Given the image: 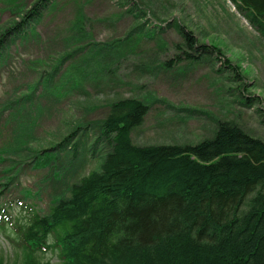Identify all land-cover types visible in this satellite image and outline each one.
Returning a JSON list of instances; mask_svg holds the SVG:
<instances>
[{
	"label": "rangeland",
	"instance_id": "rangeland-1",
	"mask_svg": "<svg viewBox=\"0 0 264 264\" xmlns=\"http://www.w3.org/2000/svg\"><path fill=\"white\" fill-rule=\"evenodd\" d=\"M35 2L0 0V27L20 20L19 8L13 12L11 4L27 11ZM49 3L33 24L37 37L26 42L14 39L0 67V182L6 172L15 174L4 200L18 223L26 224L33 213L47 214L57 196L68 195L67 186L98 169L108 148L104 143L92 146L98 136L96 123L106 118L109 105L117 100L136 99L148 107L141 126L131 132V141L138 146L193 145L212 138L218 121L235 124L264 142V39L229 0ZM77 12L83 16L81 33L79 26L74 28ZM180 27L208 50L197 63L182 60L164 68L180 55L175 49L183 43ZM66 53L56 76L79 69L77 87L65 76L60 98L44 94L15 112L12 97ZM76 128L71 144L80 141L79 154L62 182L51 178L50 167L32 165L36 152L54 147ZM69 158L60 155V168L69 169ZM14 239L9 225L0 227L4 264L21 263ZM48 243L52 245L54 238ZM59 255L51 248L37 253V258L62 264Z\"/></svg>",
	"mask_w": 264,
	"mask_h": 264
},
{
	"label": "trees",
	"instance_id": "trees-1",
	"mask_svg": "<svg viewBox=\"0 0 264 264\" xmlns=\"http://www.w3.org/2000/svg\"><path fill=\"white\" fill-rule=\"evenodd\" d=\"M229 1L264 39V0ZM49 5V0H37L25 11L11 4V11L19 8L20 20L0 27V67L14 39L37 37L33 24ZM82 20L77 12L74 28L79 26L80 33ZM178 32L183 38L175 48L180 55L164 68L182 60L197 63L208 50L185 28ZM210 49L221 53L214 46ZM113 51L108 55L113 57ZM68 55L12 97L15 112L44 94L60 98L65 76L76 86L79 69L56 76ZM147 112V105L136 99L111 103L106 118L96 123L98 136L92 146L104 143L108 148L98 169L67 186V196H57L47 214L33 213L26 224L12 219L11 205L4 200L15 174L3 175L0 227L12 229L20 264H49L40 262L37 253L51 248L59 250L62 264H264V142L235 124L218 121L212 138L193 145L138 146L131 132ZM77 132L76 128L54 147L36 152L32 165L50 167L51 178L62 182L79 154L80 141L71 144ZM62 153L70 156L69 169L60 168Z\"/></svg>",
	"mask_w": 264,
	"mask_h": 264
}]
</instances>
